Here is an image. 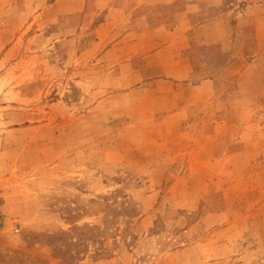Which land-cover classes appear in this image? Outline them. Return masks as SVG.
<instances>
[{
  "label": "rangeland",
  "instance_id": "rangeland-1",
  "mask_svg": "<svg viewBox=\"0 0 264 264\" xmlns=\"http://www.w3.org/2000/svg\"><path fill=\"white\" fill-rule=\"evenodd\" d=\"M93 262L264 264V0H0V264Z\"/></svg>",
  "mask_w": 264,
  "mask_h": 264
},
{
  "label": "crops",
  "instance_id": "crops-1",
  "mask_svg": "<svg viewBox=\"0 0 264 264\" xmlns=\"http://www.w3.org/2000/svg\"><path fill=\"white\" fill-rule=\"evenodd\" d=\"M101 262L103 263L104 261ZM101 262H93L92 264H100Z\"/></svg>",
  "mask_w": 264,
  "mask_h": 264
}]
</instances>
